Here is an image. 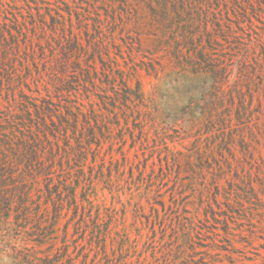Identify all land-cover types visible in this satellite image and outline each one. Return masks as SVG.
<instances>
[{
	"label": "rangeland",
	"instance_id": "obj_1",
	"mask_svg": "<svg viewBox=\"0 0 264 264\" xmlns=\"http://www.w3.org/2000/svg\"><path fill=\"white\" fill-rule=\"evenodd\" d=\"M31 145L0 264H264V0H0V166Z\"/></svg>",
	"mask_w": 264,
	"mask_h": 264
},
{
	"label": "trees",
	"instance_id": "obj_2",
	"mask_svg": "<svg viewBox=\"0 0 264 264\" xmlns=\"http://www.w3.org/2000/svg\"><path fill=\"white\" fill-rule=\"evenodd\" d=\"M49 120L52 122L51 118H49ZM37 149L38 147L34 145H31L29 147L30 155L33 156L32 160H35L30 163H25L24 169H21V171H17L18 169L16 167L14 168L13 166L9 165H7V167L5 165L0 166V190L2 191L0 194V212L3 211L5 217H7L9 214L12 202L17 201L19 207H22L28 204V201H30V187H26L27 181L24 177L29 176L30 178L35 179L37 176L36 174L38 173V165L35 164L40 163V160L38 159ZM15 172L17 173V175H15ZM49 173L50 171H48L47 174ZM70 198L71 202L69 203L73 204V206L77 208V203L72 191ZM75 212L77 213V210H75ZM80 216L82 219L84 218L83 211ZM88 216H91V214L89 213ZM98 216L99 213L96 212L95 218H97ZM51 259L52 258L49 256L39 257L37 255L28 253H24L22 255L23 262H26L27 264H57V261L53 262Z\"/></svg>",
	"mask_w": 264,
	"mask_h": 264
}]
</instances>
